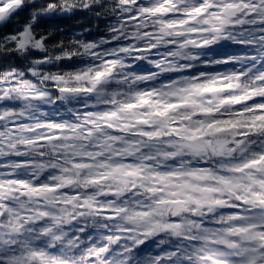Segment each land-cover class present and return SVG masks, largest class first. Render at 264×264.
I'll use <instances>...</instances> for the list:
<instances>
[{
  "label": "clouds",
  "instance_id": "obj_1",
  "mask_svg": "<svg viewBox=\"0 0 264 264\" xmlns=\"http://www.w3.org/2000/svg\"><path fill=\"white\" fill-rule=\"evenodd\" d=\"M0 9V264H264V0Z\"/></svg>",
  "mask_w": 264,
  "mask_h": 264
},
{
  "label": "snow or ice",
  "instance_id": "obj_2",
  "mask_svg": "<svg viewBox=\"0 0 264 264\" xmlns=\"http://www.w3.org/2000/svg\"><path fill=\"white\" fill-rule=\"evenodd\" d=\"M0 11H2V9H0Z\"/></svg>",
  "mask_w": 264,
  "mask_h": 264
}]
</instances>
